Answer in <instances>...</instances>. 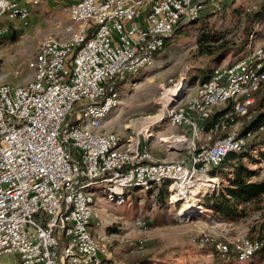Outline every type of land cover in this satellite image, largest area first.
Instances as JSON below:
<instances>
[{"label": "built area", "instance_id": "1", "mask_svg": "<svg viewBox=\"0 0 264 264\" xmlns=\"http://www.w3.org/2000/svg\"><path fill=\"white\" fill-rule=\"evenodd\" d=\"M40 1L0 0V23L28 25ZM219 8V0H74L67 36L38 44L26 81L0 77V257L102 264L108 246L95 229L101 222L93 223L96 186L104 185L103 197L113 201L131 188L147 192L168 183L174 200L217 178L210 170L252 137L240 130L264 90V45L252 34L240 59L215 66L193 92L186 84L171 94L163 114L178 131L167 139L186 157L158 159L138 134L123 139L104 122L119 103L118 82L151 66L179 24ZM223 109L202 140L203 122ZM208 240L220 254L246 261L264 246V223L255 238L199 243Z\"/></svg>", "mask_w": 264, "mask_h": 264}, {"label": "rangeland", "instance_id": "2", "mask_svg": "<svg viewBox=\"0 0 264 264\" xmlns=\"http://www.w3.org/2000/svg\"><path fill=\"white\" fill-rule=\"evenodd\" d=\"M73 1L41 0L32 8L28 25L15 19H4L0 23V77L3 81L24 83L30 73L28 61L38 44L47 36H67L66 28L70 25L67 7ZM263 2L219 0L217 11H205L196 21L182 22L156 55L153 64L127 77L119 88V103L106 117L104 127L123 139L138 134L140 142L147 134L153 133L149 147L158 159L186 157V152L177 154L171 151L172 148L178 149L173 143L161 140L174 132L160 109L178 87L185 88L187 84L193 92L212 68L244 55L243 49L236 54L228 52L219 60L213 59L206 48L199 50L200 34L204 32L219 38V44L239 46L248 15L259 11ZM251 34L256 43L264 45V11L254 22ZM16 70L20 71L19 76H14ZM152 116L157 117L145 127L146 119ZM206 131L201 132L204 141ZM257 136L251 142L250 154L254 156L252 161L261 163L264 161V129ZM245 162L253 168L249 159ZM207 180L209 182H203L208 185L196 184L179 195L176 201L170 200L171 192L165 184L147 192L131 188L121 199L113 201L103 197L104 185L96 186L97 216L93 223L101 222L95 229L108 246L102 264H264V251L249 260L239 261L234 256H219L212 252L210 240L204 245L199 243L204 237L214 240H231L235 236L255 238L264 223V195L259 209L248 205L247 215L235 221L212 212L204 204V196L225 181L219 177ZM138 220L140 225L136 224ZM0 261L2 264H18V257L3 254Z\"/></svg>", "mask_w": 264, "mask_h": 264}, {"label": "trees", "instance_id": "3", "mask_svg": "<svg viewBox=\"0 0 264 264\" xmlns=\"http://www.w3.org/2000/svg\"><path fill=\"white\" fill-rule=\"evenodd\" d=\"M263 11L264 2L260 6L259 11L248 15L247 25L244 28V35L239 46L235 47L219 44V38H216L211 34L202 32L198 38L199 50L202 51L203 48H206L209 51V55L213 56V59L215 58L217 60H219L228 52H234L236 54L239 51L243 50L245 48V45L247 44L250 34L252 33L254 22L260 17V14ZM181 25L182 24H179L174 29L172 34H174L177 28ZM170 37L165 40L164 46L166 45ZM202 74L204 75V72H202ZM207 77L204 76L203 80ZM125 80L117 83L118 90L122 87ZM225 110L223 109L216 112L213 118L204 121L202 124L204 129H208L209 126L214 123L217 117ZM249 112L252 113V116L249 120L244 121L243 127L240 132L242 134L251 132L253 133L252 137L249 138V140L241 150L231 151L227 153V155L221 160V162H219V164H217L210 170V175L212 177L221 178V181H225V184L221 182L219 184L220 186L214 192L207 193L204 196L203 200L206 207H208L212 212L231 221H235L237 219L245 217L247 215L248 205L257 206V209H259L258 205L261 200H263L264 195V176L260 175V162L256 163L254 162L255 160L252 161L251 158H253L254 156L250 154L251 142L256 139L258 137L257 134L262 131L259 130V128L264 127V90H260L255 94L254 102L249 106ZM245 159H249V162H251V164L255 166L253 168L248 166L245 162ZM167 185L168 183H165L166 188ZM211 250L219 256L235 257V254L233 252L220 254L213 248H211ZM260 251H264V246L258 252ZM258 252H256L254 256Z\"/></svg>", "mask_w": 264, "mask_h": 264}, {"label": "crops", "instance_id": "4", "mask_svg": "<svg viewBox=\"0 0 264 264\" xmlns=\"http://www.w3.org/2000/svg\"><path fill=\"white\" fill-rule=\"evenodd\" d=\"M20 1H27V0H20ZM2 23H3V21H2ZM123 86V85H122ZM150 122H147V123H145L144 125H145V127H148V124H149ZM152 124V123H151ZM171 129V128H170ZM172 131L171 132H177L178 130H173V129H171ZM150 136H153V133H150ZM150 138V137H149ZM149 138L148 137H146V138H144L145 140L144 141H142L141 142V145L142 146H146V147H148V149L154 154V156H155V153L150 149V147H149ZM168 151H170V149L168 150ZM171 151H174L175 153H180V151H179V149H176V150H171ZM157 158V157H156ZM163 159H165V158H163ZM262 164H263V166H262V168H261V173H260V175L261 176H264L263 175V172H264V161H262L261 162ZM253 167L255 166V165H252Z\"/></svg>", "mask_w": 264, "mask_h": 264}, {"label": "bare ground", "instance_id": "5", "mask_svg": "<svg viewBox=\"0 0 264 264\" xmlns=\"http://www.w3.org/2000/svg\"><path fill=\"white\" fill-rule=\"evenodd\" d=\"M182 90H184V88H182V86H180V87H178V90H177V92H173V94L174 95H178L180 92H182ZM169 98H166V104L165 105H163V108L162 109H160V111H161V113H162V115H163V111H164V108H165V106H167L168 104H169ZM157 116H152V117H148L146 120H147V122H149V121H151V120H153V119H155ZM150 135V134H149ZM162 141H168L169 142V139H167V137H164V138H162L161 139ZM211 180H213V179H211ZM210 180V181H211ZM172 190V189H171ZM173 192L174 191H172V194H173ZM176 199H178V198H175L174 200H176Z\"/></svg>", "mask_w": 264, "mask_h": 264}, {"label": "water", "instance_id": "6", "mask_svg": "<svg viewBox=\"0 0 264 264\" xmlns=\"http://www.w3.org/2000/svg\"><path fill=\"white\" fill-rule=\"evenodd\" d=\"M172 150H176L175 148H172Z\"/></svg>", "mask_w": 264, "mask_h": 264}]
</instances>
